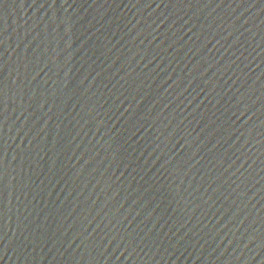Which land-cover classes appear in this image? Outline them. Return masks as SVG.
<instances>
[{
    "label": "water",
    "instance_id": "1",
    "mask_svg": "<svg viewBox=\"0 0 264 264\" xmlns=\"http://www.w3.org/2000/svg\"><path fill=\"white\" fill-rule=\"evenodd\" d=\"M0 264H264V0H0Z\"/></svg>",
    "mask_w": 264,
    "mask_h": 264
}]
</instances>
